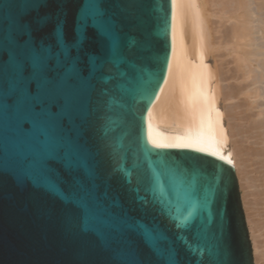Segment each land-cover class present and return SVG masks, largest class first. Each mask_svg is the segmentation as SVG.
<instances>
[{"label":"water","instance_id":"obj_1","mask_svg":"<svg viewBox=\"0 0 264 264\" xmlns=\"http://www.w3.org/2000/svg\"><path fill=\"white\" fill-rule=\"evenodd\" d=\"M80 2L46 0L39 14L50 15L53 21L35 33L36 39L54 43V18L62 8L67 13L65 39L71 42ZM94 3L86 0L85 11H92ZM106 7L116 20L118 46L115 50L99 47L91 33L86 44L98 53L103 70L98 71L93 62L88 77L78 85L65 86L61 78L52 89L41 75L31 39L21 42L23 33L14 25L15 18L32 11V0H0V264H120L102 239L83 231L85 219L59 192L50 191L33 176L40 162L61 148L69 150L48 124L64 115L71 123L87 111L90 145L105 171L122 168L112 175L109 192L125 208L134 209L133 215L139 216V206L137 194L129 191V179L137 186L142 173L139 195L153 188L151 199L161 195L155 177L162 166L177 173L186 170L180 189L174 191L168 181L163 182L172 203L162 206L163 214L151 210L149 218L156 217L173 239L176 233L192 239L200 226L208 224L220 236V247L193 241L200 250L191 253L177 241L178 264H255L236 169L184 144L155 148L147 144V112L165 80L172 52V0H107ZM48 58H53L51 53ZM56 60L59 66L58 54ZM25 62L32 69L28 74ZM60 98L66 106L71 100L75 106L71 113L50 111ZM141 249L147 255L143 245Z\"/></svg>","mask_w":264,"mask_h":264},{"label":"bare ground","instance_id":"obj_2","mask_svg":"<svg viewBox=\"0 0 264 264\" xmlns=\"http://www.w3.org/2000/svg\"><path fill=\"white\" fill-rule=\"evenodd\" d=\"M172 4V52L165 80L147 112L148 147L184 144V148L197 149L223 159L239 173V169L242 172L241 169L246 166L244 163L238 168L242 164L240 161H248V149L256 145L251 149L260 156L258 158H262L256 163L264 171V168L261 169L264 167V0H172ZM224 39L231 48V51L224 52L234 55L232 62L236 64V69L234 66L228 68L226 61L230 60L226 58L221 65L220 55H226L220 52L221 48H226ZM224 64L228 65L227 70L235 69V72H230L232 74L228 73V76L233 75L232 81L240 82H232L234 87L230 86L231 80L226 82L228 76L223 72ZM223 80L229 85L227 89L223 87ZM225 82L224 85H227ZM240 94L241 97L247 96L249 102L246 106L245 102L241 103ZM235 97L239 98L238 102ZM259 98L263 101L260 102ZM230 99L232 104L223 105V101L231 102ZM242 104L246 108H242ZM254 108L259 109L258 113L254 112L257 117H253ZM232 137L235 138L233 147ZM246 140H250V146H247L248 142L245 145ZM251 158L256 160V157ZM254 160L251 159V162ZM259 176L262 179L264 174ZM262 182L251 184L255 186ZM262 185L264 182L259 188H253L258 190ZM244 195L243 198L250 200L248 195V198ZM257 200L253 204L260 202ZM245 204L248 206L247 202ZM256 212L257 216L261 215L258 210ZM252 214L256 217L255 212ZM254 220L249 219L251 222ZM256 221L254 225L260 229L259 226L263 225L258 226L260 221Z\"/></svg>","mask_w":264,"mask_h":264},{"label":"snow or ice","instance_id":"obj_3","mask_svg":"<svg viewBox=\"0 0 264 264\" xmlns=\"http://www.w3.org/2000/svg\"><path fill=\"white\" fill-rule=\"evenodd\" d=\"M32 2V11L15 18L14 25L23 33L19 37L21 42L31 39L37 63L41 66V75L48 81L49 88L55 89L61 78L65 86L78 85L81 78L88 77L93 62L98 71L103 70V65H99L97 61L98 53L89 51L86 44L91 39V33L94 34L99 47L111 46L115 50L118 46L117 24L106 7L107 0H95L90 12L85 11L88 7L86 0H81L74 18V39L71 42L65 39L64 17L67 13L61 8L54 18V43L51 44L37 40L35 36L46 23L53 21L50 15L39 14V9L46 4V0ZM49 53L53 58H48ZM24 71L25 74L32 71L27 62L24 64ZM74 107L71 100L66 106L65 100L60 98L52 103L50 111L71 113ZM89 115L87 111L86 115L71 123L68 116L64 115L48 124L53 135L62 144L68 145L69 150L66 153L65 149L61 148L55 156L40 162L38 171L33 174L37 182L46 184L50 191L59 192L61 199L85 219L83 231L102 239L106 249L119 257L120 264H152L153 261L155 264H178L177 241L191 253L200 250L199 244L193 241L211 243L213 248L219 249L220 236L211 232L208 224L200 226L193 233L192 239L181 233H176L173 239L168 231L156 222V217L149 218L151 210L163 214L162 206L172 203L163 191V182L168 181L174 191L180 189L186 179V170L177 173L167 165L162 166L155 177L156 189L160 190L161 195L151 199L149 197L155 191L153 188L145 189L147 195H139L138 185L144 179L142 173L137 176V186H132L129 179V191L137 194L135 204L139 206V216L132 214L134 209L125 208L118 199L111 196L109 181L112 175L122 168L105 171L98 152L90 145ZM24 127L27 128L28 125ZM124 158L123 154L119 155L120 160ZM60 188H63V192L59 191ZM185 195L187 196V193ZM207 203L205 197L204 205L207 206ZM141 245L147 249V255L142 251Z\"/></svg>","mask_w":264,"mask_h":264},{"label":"rangeland","instance_id":"obj_4","mask_svg":"<svg viewBox=\"0 0 264 264\" xmlns=\"http://www.w3.org/2000/svg\"><path fill=\"white\" fill-rule=\"evenodd\" d=\"M259 35V34H258ZM259 36H261V34L259 35ZM262 40V39H261ZM263 41V40H262ZM224 43H225V47L227 48L230 44H228L227 42H226V40L224 39V41H223ZM223 43V44H224ZM227 45V46H226ZM222 46H224V45H222ZM226 48L225 49H220V52L221 53H223L224 52V50L225 51H231V48H230V46H229V49H227L226 50ZM227 53H229V52H227ZM224 54H226V52H224ZM227 55V56H226ZM225 56L222 54V56L220 55V57H221V60H222V63H221V65L223 64V62H224V58H226V60H230L229 62L228 61H226L227 63H228V65H229V67H228V65L226 64H224L223 66H222V68H223V72H224V74H227V76H228V73L229 74H232V73H230L232 70V72H235L234 70L236 69V64H233V62H232V57H234V55L233 54H231L230 55V53L229 54H226ZM229 55L231 56V57H229ZM233 55V56H232ZM219 57V58H220ZM229 57V58H228ZM223 58V59H222ZM234 59V58H233ZM221 60H220V62H221ZM225 62V63H226ZM233 66H234V68L235 69H232V70H227L228 68H230L231 69V67L233 68ZM226 67V68H225ZM228 67V68H227ZM225 70H227V73H226V71ZM258 70V69H257ZM229 71V72H228ZM234 74V73H233ZM227 76H226V78H227ZM231 76H232V78H233V75H229L228 76V80L226 79V82L228 83V81L230 82V80H231ZM225 77V76H224ZM225 80V79H224ZM223 80V87L224 86H226V89L228 88V84L225 82ZM232 80H234V79H232ZM231 80V82H230V86L231 87H234L235 86V84H233L234 82L235 83H240V82H237V80H235V81H232ZM241 81V79H238V81ZM224 82H225V84H227V85H224ZM233 82V83H232ZM242 82H244L243 80H242ZM241 82V84H244V83H242ZM236 84V85H237ZM225 89V90H226ZM241 95L242 94H240V95H238L239 96V98L241 97ZM245 95H243L241 98H240V100L241 101H243V102H241V103H243L244 104V102H245V106H246V104L249 102V100L247 101V96L246 97H244ZM237 98L238 97H235L234 99L235 100H237ZM238 98V99H239ZM244 99V100H243ZM228 100V99H227ZM231 100V99H230ZM235 100H233V101H235ZM262 100V99H261ZM261 100H260V98H259V101L261 102ZM264 100V99H263ZM262 100V101H263ZM226 101V100H225ZM225 101H223V105H230V104H232V100H231V102L230 101H226V103H225ZM239 100H237V102H238ZM230 103V104H229ZM242 104V108H246L244 105ZM244 106V107H243ZM254 110V111H253ZM258 108L256 109V108H254V109H252V111H253V117H257L256 115H255V113H258ZM255 112V113H254ZM234 140H235V138L234 137H232V139H231V146L233 147V144L235 143L234 142ZM252 140V139H251ZM249 141L250 140H246L245 142V145L247 144V142H248V145L247 146H250L251 145V143H249ZM250 144V145H249ZM252 146H254V145H251V147ZM256 146V145H255ZM255 146L254 147H252V148H255ZM251 147H250V150L248 149L249 147H247V149H248V161H247V159H246V162H243L242 160L240 161V162H242V164H240L239 165V167L238 168H240V166L242 165H245L246 164V166L243 168V169H241V171L242 172H240V169H239V173L236 171V173H237V177H238V182H239V189H240V193H241V197H242V203H243V208H244V212H245V215H246V220H247V225H248V229H249V233H250V238H251V241H252V245H253V251H254V261H255V264H264V222H262V221H264V216H263V211H264V199L262 200V198H263V196L264 195H262V194H260V195H262V198H261V196L259 195V193L261 192V193H263L264 194V185H262L263 187H261V189H258V190H254V188H255V186H259L260 187V185L261 184H263V180H264V177L262 176V179H260L261 177L259 176L260 174L262 175V173L264 174V171H262V170H260V165L259 164H257L256 163V161L257 160H259L260 162L262 161V158H258V157H260L257 153H255L254 151H252L253 149H251ZM253 153V154H252ZM258 155V156H257ZM249 156H250V158H249ZM256 157L255 159L256 160H254V158H251V157ZM245 158V157H244ZM258 158V159H257ZM251 159H252V161L254 160V162H251ZM250 160V161H249ZM259 161H257V162H259ZM249 162H251V164L249 163ZM245 163V164H244ZM247 163H249L250 165H248ZM252 163H253V165H252ZM257 164V165H256ZM261 164V163H260ZM252 165V166H251ZM262 165V164H261ZM249 166H251V171H253V172H251L250 171V167ZM247 167H249L248 169H247ZM258 170V168H259V170H258V172H257V170L255 169V168ZM262 168H264V167H261V169ZM255 169V170H254ZM245 170L247 171V172H245ZM243 171H244V173H247V174H244L243 173ZM249 172V173H248ZM257 172V173H256ZM260 172V173H259ZM242 173V174H241ZM251 174L254 176H252L251 177ZM246 175V176H245ZM241 176V177H240ZM247 176H250V178H247ZM243 177V178H242ZM246 177V178H245ZM260 177V178H259ZM247 180V179H250V180H247V181H245V179ZM254 178L256 179V182L254 181ZM244 179V180H243ZM251 179H252V181H251ZM262 182L260 185L258 184H256L255 186L253 185V184H251V183H257V182ZM249 184V185H248ZM249 186H252V188L250 187L249 188ZM253 186H254V188H253ZM246 187H248V189H249V191L252 193H250L249 191L247 192V188ZM256 187V188H257ZM258 187V188H259ZM246 189V190H245ZM263 189V190H262ZM254 190V191H253ZM259 190H262V191H259ZM245 191V192H244ZM255 191H257L256 193H258V191H259V193L258 194H255ZM245 193V195L247 196H249V199L251 200H248V201H250V203H248V201L246 200V198H243V194ZM247 193H250V195L249 194H247ZM244 195V196H245ZM257 195L259 196V197H257ZM248 196H247V198H248ZM258 198H260V200H257ZM245 199V200H244ZM260 201V202H256V204H253V203H255V201ZM262 201V202H261ZM247 202V204H248V206L245 204ZM261 205H260V204ZM252 204V205H251ZM250 205V206H249ZM256 205V206H255ZM261 207H263V208H261ZM249 207V208H248ZM252 207V208H251ZM255 209H254V208ZM260 208V209H259ZM254 209V210H253ZM263 209V211L261 212V210ZM258 210V213L259 212H261V215H259V216H262V217H259V216H257V211ZM255 212V215H256V217L252 214V213H254ZM252 214V215H251ZM250 215H251V217L253 216V218H251L250 217ZM255 218V220L254 221H249V219H254ZM256 219H258V222H259V224H258V226L261 224V225H263V226H259V227H261L260 229L259 228H257V227H255V223H257V221H256ZM263 219V220H262ZM255 222V223H254ZM252 223V224H251ZM254 225V226H253ZM257 225V224H256ZM253 227V228H252ZM255 227V228H254ZM255 230V231H254ZM252 232H254V233H252ZM258 233V234H257ZM256 237H255V236ZM253 238H254V240H255V238L257 239L256 241H254L253 240ZM257 248V249H256Z\"/></svg>","mask_w":264,"mask_h":264}]
</instances>
